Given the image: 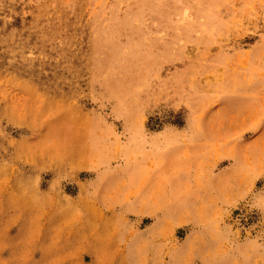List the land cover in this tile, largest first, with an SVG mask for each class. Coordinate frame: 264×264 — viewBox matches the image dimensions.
Returning <instances> with one entry per match:
<instances>
[{
    "label": "rangeland",
    "instance_id": "obj_1",
    "mask_svg": "<svg viewBox=\"0 0 264 264\" xmlns=\"http://www.w3.org/2000/svg\"><path fill=\"white\" fill-rule=\"evenodd\" d=\"M0 264H264V0H0Z\"/></svg>",
    "mask_w": 264,
    "mask_h": 264
}]
</instances>
